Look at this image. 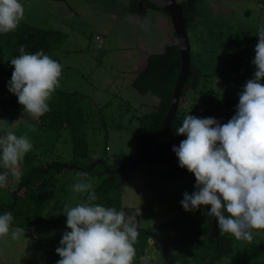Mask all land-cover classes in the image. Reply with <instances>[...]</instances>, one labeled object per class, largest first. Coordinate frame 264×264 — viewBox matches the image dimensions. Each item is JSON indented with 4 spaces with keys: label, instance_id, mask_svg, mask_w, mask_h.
Returning <instances> with one entry per match:
<instances>
[{
    "label": "rangeland",
    "instance_id": "rangeland-1",
    "mask_svg": "<svg viewBox=\"0 0 264 264\" xmlns=\"http://www.w3.org/2000/svg\"><path fill=\"white\" fill-rule=\"evenodd\" d=\"M205 1L198 2L200 14L207 12H203ZM234 1L232 11H224L212 21L219 26L216 31L222 30L226 48L229 41L233 42L229 35L232 37L235 33H238L237 37H241L246 46H251L254 36H251L250 31L255 29L257 32L260 21L257 17L245 16L244 11L250 7L248 1ZM20 2L25 7L22 22L60 30L66 34L65 40L52 56L63 65L58 89L77 90L84 95L82 104L87 112L86 130L93 156L120 152L129 157L134 156L135 143L131 128L137 121L132 123L129 120L133 115L143 116L154 110L157 99L149 93L140 94L133 87L132 81L145 66L149 55L162 52L167 42H175L169 16L154 9L145 17L132 16L126 12L128 0ZM154 22L157 25L155 28L152 25ZM193 30L198 31L197 28ZM189 34L190 42L194 43L193 33L189 31ZM205 45L211 49L205 51L206 55L201 52L203 54L200 57L195 53V48H191L192 63L212 77L204 79L205 85L201 84L199 90L189 91L182 98V107L187 112H203L210 105L239 98L238 94L243 91L246 81L253 78V74H250L253 65L244 63L239 69L242 77L235 79L234 72L230 69V52L226 49L216 54L218 47L213 48L215 43L212 37L206 39ZM237 104L222 106L213 114V118L221 124L227 123L235 114ZM119 124L122 125L117 127ZM9 128L17 135L27 133L33 143L34 153L51 158L58 156L66 160L71 156V142L66 130L41 128L32 122L7 119L0 121V135H4ZM167 170L166 165L158 162L141 164L133 169L131 181L123 189L122 210L134 214L135 208L140 207L141 215L137 217L140 229L156 230L163 221L174 218L181 212L187 213L199 226H204L208 222L205 206L185 211L180 204L183 193L191 194L195 190L194 175L186 170L172 177ZM80 173L76 171L62 175L59 186L47 200L43 222L23 229L24 235L19 239H12L10 234L6 239H0V264H56L60 259L56 248L60 246L63 232L69 230L66 228L64 206H75L83 196L72 190L73 185L90 179L95 187L101 181V178L90 174L81 176ZM11 182L15 180L8 177L5 185ZM254 231L257 234L253 240L264 247V230ZM246 243L238 240L232 254L218 264H264V248L260 255L246 256ZM133 264H165V261L161 249L150 240L145 260L139 262L134 257Z\"/></svg>",
    "mask_w": 264,
    "mask_h": 264
},
{
    "label": "clouds",
    "instance_id": "clouds-1",
    "mask_svg": "<svg viewBox=\"0 0 264 264\" xmlns=\"http://www.w3.org/2000/svg\"><path fill=\"white\" fill-rule=\"evenodd\" d=\"M24 16L20 0H0V33L14 32ZM256 36L251 61L255 72L238 94L232 118L221 124L213 117L186 114L177 129L186 139L172 147L179 167L186 168L196 181L191 194L183 193L181 207L194 211L210 205L208 215L215 218L219 231L248 243L257 234L254 230H264V22L258 25ZM10 64L14 70L8 91L25 112L44 116L60 87L63 65L43 50L27 53L24 46ZM32 149L27 133L17 135L9 128L0 135V165L5 169L0 172V186L7 183L9 174L21 180V165ZM72 190L87 196L75 206H64L69 230L63 232L56 248L60 257L56 264H133L140 207L129 214L97 203L90 179L75 183ZM12 222L11 212L0 215V239L24 235L22 228H12Z\"/></svg>",
    "mask_w": 264,
    "mask_h": 264
},
{
    "label": "trees",
    "instance_id": "trees-1",
    "mask_svg": "<svg viewBox=\"0 0 264 264\" xmlns=\"http://www.w3.org/2000/svg\"><path fill=\"white\" fill-rule=\"evenodd\" d=\"M65 1V0H56ZM185 17L186 30L195 27L198 17L199 0H177ZM149 9L163 11L160 7L150 2H144L140 8L136 0H129V10L133 14L144 16ZM66 34L60 30L41 28L20 23L14 32L0 33V46L4 54V60L0 77V121L3 119L17 120L20 122H32L41 128L56 131L66 130L71 142V156L69 159L60 157H46L30 151L26 154L21 165L22 177L4 187H0V215L11 212L13 216L12 226L26 229L31 225L43 222L44 210L48 198L53 195L59 186L62 175L79 171L101 178L94 188L97 203L104 206L115 207L122 210V193L126 185L131 181V172L141 164L156 162L153 159H165L168 156V148L162 134V126L170 106L173 88L181 67V56L178 45L173 42L164 47L163 51L149 55L145 66L137 72L132 81L133 87L140 94H152L157 103L155 109L142 115H133L137 124L131 128V135L135 143V154L129 157L124 152L113 155L93 156L88 142L87 112L82 104L84 95L77 90L57 89L53 98L49 101L50 111L44 116L36 118L22 109L17 97L8 91V82L14 70L10 59L20 55V48L24 46L25 52L35 53L43 50L49 56L65 40ZM190 73L182 89L181 100L170 129L178 141L186 139L177 134V129L182 125L186 114L199 118L213 117V114L224 105L239 103V98L226 100L215 106L210 105L205 111L193 110L187 112L182 107V98L189 91L199 90L204 79L208 76L196 64L192 63ZM122 124L116 125L117 127ZM145 157L140 162H132L133 159ZM127 162L125 170L121 171L123 164ZM167 166L169 176L176 177L186 168L179 167L176 159L171 163H161ZM5 169L0 165V172ZM4 192V194L2 193ZM87 194L81 199L83 202ZM206 216L208 218L207 212ZM211 229V223L199 226L196 220L181 212L174 218L163 221L156 230L138 228L140 233L135 245L137 261L145 260L148 242L155 239H164L174 232H206ZM238 243L232 235L219 233L217 238L205 240H177L172 241L170 249L172 255L181 264H218L224 258L229 257ZM244 244L245 254L260 255L263 246L255 243ZM165 264H167L165 262Z\"/></svg>",
    "mask_w": 264,
    "mask_h": 264
},
{
    "label": "water",
    "instance_id": "water-1",
    "mask_svg": "<svg viewBox=\"0 0 264 264\" xmlns=\"http://www.w3.org/2000/svg\"><path fill=\"white\" fill-rule=\"evenodd\" d=\"M136 1L140 8L142 7V4L144 2H150L163 9V11L170 18L172 28L175 34V43L178 45L180 51L181 67L176 82L174 84L170 106L162 126V134L168 148V156L165 159H153L158 163H171L173 159H176L177 162L179 163L178 158L176 157L175 153L172 151V147L173 146L178 147L180 141H178L174 137V135L171 132L170 126L178 110V106L181 100L182 89L190 73V66H191V55H190L191 42L189 39L188 32L186 30L185 17L183 15L182 8L178 4L177 0H136ZM3 60H4V54L0 46V77H1ZM144 158L145 157L133 159L132 162H140ZM126 164L127 162L123 164L121 171L125 170ZM210 207H211L210 205L205 206L207 215L208 212L210 211ZM208 219L211 223V229L209 231L196 232V233L174 232L164 239H158V238L155 239V246L161 249L163 259L167 264H181L171 253L170 244L172 241L205 240L208 238L218 237L220 231L217 225V221L215 220L214 217H211L209 215H208Z\"/></svg>",
    "mask_w": 264,
    "mask_h": 264
},
{
    "label": "crops",
    "instance_id": "crops-1",
    "mask_svg": "<svg viewBox=\"0 0 264 264\" xmlns=\"http://www.w3.org/2000/svg\"><path fill=\"white\" fill-rule=\"evenodd\" d=\"M248 1L250 3V7L248 9H246L244 11V14L246 17H253L256 19H259L260 23H262V21H264V0H245ZM234 0H206L204 2V14H200L198 12V17H197V23L195 25V27L192 28L191 33H193V36L195 37V41L194 43L191 42V48H195V53L198 55V57H200L203 53L204 55H206L207 50H209L208 48H210L208 45L206 44V39H210V37H212L214 39V47H218V51L216 52V54L218 53H222V51L224 52L226 49L228 52H230V54L232 55V57L230 58V62H232V67L230 66V69L233 70L234 72V77L236 78H241L242 77V73L239 70L240 68L243 67V64H250L252 65L251 61L255 56V45L258 41V37H256V30L253 29L252 31H250L251 36L253 37L254 41L251 44V46H246L242 41L241 37H237L238 33H235L232 37L231 35H229V37L231 38L230 40L233 39V42L229 41V48H226V42H224L225 40H223V35H222V30L220 31H216L217 27H219L215 21L213 23L212 20H215L218 16H220L221 13H223L224 11H232V6H234ZM129 3V0H128ZM251 4H253V6H251ZM128 6V7H127ZM126 6V12L132 16H139L137 14H133L130 12L129 10V4ZM207 9V10H206ZM150 10L153 9H149L147 11V13L142 16L145 17L150 13ZM159 12V11H158ZM165 16L168 17V15L166 14ZM163 19V18H161ZM161 19H158V21H161ZM153 28H155L156 22H154L153 24ZM151 25V26H152ZM166 25L168 27V21H166ZM152 28V27H151ZM198 29V31H195L193 29ZM201 30L203 32H201ZM168 32V30H166V33ZM159 36L161 35V31L158 32ZM190 35V34H188ZM257 39H256V38ZM155 42V39H153V42ZM166 45V44H165ZM168 45V42H167ZM211 49V48H210ZM192 52V51H191ZM203 52V53H201ZM213 52V51H212ZM242 54H246L245 57H243ZM213 61V60H212ZM255 72V66H252V71L250 72V74H254ZM205 73V72H204ZM207 74V73H206ZM208 75V74H207ZM208 77H212V76H207ZM202 84L205 85V83L202 82Z\"/></svg>",
    "mask_w": 264,
    "mask_h": 264
}]
</instances>
